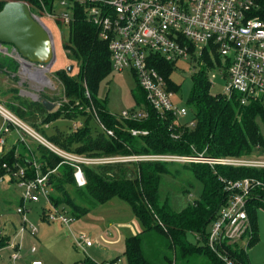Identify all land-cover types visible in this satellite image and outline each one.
Here are the masks:
<instances>
[{"label": "trees", "instance_id": "obj_1", "mask_svg": "<svg viewBox=\"0 0 264 264\" xmlns=\"http://www.w3.org/2000/svg\"><path fill=\"white\" fill-rule=\"evenodd\" d=\"M7 1L10 0H0V9ZM19 1L37 4V0ZM43 1L51 7L53 0ZM257 5L255 11L264 18V0H258ZM63 49L72 59L71 63H74L75 68L71 73L65 68L56 71L55 77L61 83L63 99L56 104L59 110L47 112L44 121L49 122L59 116H84L86 119L82 128L66 138L56 135L49 137L51 142L64 150L87 156H127L188 154L192 152L191 146H195L198 151L205 150L207 155L214 157L263 156L264 103L251 101L240 105L235 99L228 100L223 94H211L208 73L212 60L208 53H205L193 75V88L188 104L192 107L194 124L189 126L173 117L160 119L146 102L145 94L140 88L142 95L137 105L147 109V118L140 121L123 120L108 111L106 101L97 96L99 83L112 71L107 43L98 37L97 27L86 20L83 8L78 4L74 6ZM7 60L11 59L0 52V72L5 66L16 69L17 64L11 60L13 63L7 65ZM154 66L169 81V87L178 91L179 86L170 79L174 65L159 59ZM1 93L4 92L0 88ZM91 118H95L105 129L111 130L112 135L103 129L92 134L87 124ZM132 128L147 130L148 134L133 136L130 132ZM16 149L17 146L0 154V176L8 172L2 166L3 163L12 169L15 164H19L25 167L27 176H33L32 159L33 156L36 157L41 172L48 173L49 176L50 203L64 211L68 209L75 218L115 196L129 203L143 229L125 239L124 254L128 264H224L218 256L219 251L209 248L206 227L231 196L226 183L240 179L242 175L247 176L249 171L255 172L249 179L260 183L253 187L247 198L246 209L252 230L247 246L258 238L255 207L264 208V169L210 166L204 163L181 164L203 183V187L198 199L176 211L170 207L167 199L161 201L159 185L163 175L175 176L179 173V170L173 171L169 167V164L178 163L134 161L83 166L86 183L78 186L73 174L74 168L62 162L59 156L44 146L38 144L37 156L31 148L27 149L30 157L17 153ZM188 233L198 235L196 243L188 240ZM8 239V236H1L0 247L5 246ZM160 247L170 253L172 251V257L169 252L161 255ZM221 248L239 264H249L246 249L240 243L225 239ZM116 260L107 264H114ZM70 264L105 263L85 257Z\"/></svg>", "mask_w": 264, "mask_h": 264}, {"label": "built area", "instance_id": "obj_2", "mask_svg": "<svg viewBox=\"0 0 264 264\" xmlns=\"http://www.w3.org/2000/svg\"><path fill=\"white\" fill-rule=\"evenodd\" d=\"M31 15L43 23L51 32L49 23L64 25L68 28L76 4L82 6L87 21L97 27L98 37L107 43L111 69L122 72L130 70L145 94L148 105L160 119L173 117L179 120L185 117L188 109L178 106L174 101L175 91L169 87V81L154 66L162 59L173 65L182 59H191L196 65L208 53L221 56L225 60V91L228 100L235 99L240 105L251 101L264 103V18L255 10L258 0H53L48 7L43 0L37 4L24 1ZM60 12L57 13V9ZM68 10L71 12L69 14ZM52 34V32H51ZM200 43L205 46L200 47ZM198 48V49H197ZM16 56L20 58L13 48ZM198 51V52H197ZM0 52L8 53L0 43ZM212 60V59H211ZM23 61V60H22ZM194 64V65H195ZM43 71L42 79L48 81L49 72L44 64H35ZM143 106L123 111L119 118L140 121L148 117ZM0 116L4 126L0 129V154L4 153L7 135L14 132L18 142H25L29 136L62 162L74 168V178L78 186H84L86 179L83 166L114 164L134 161H160L167 163L190 164L204 163L210 166L225 165L234 167H255L264 169V158L255 157H214L192 148L188 154L163 153L145 155L87 156L76 154L54 144L32 127L24 123L14 113L0 104ZM192 120L188 125H193ZM101 128L112 135L111 130ZM131 135H146L147 130L132 128ZM175 138L177 135H173ZM34 175L27 176L25 167L15 164L14 169L6 163L13 179H18L23 187L21 204L17 212L22 215L19 234L37 233V228L27 225L26 211L28 202L44 199L50 207L45 215L49 222L68 224L72 218L50 203L51 185L48 173H42L40 165L32 159ZM2 177V176H1ZM259 181L249 178L226 183L231 196L218 211L207 233V243L224 264H239L221 248L223 240L238 242L244 249V241L252 237L249 216L246 209L247 198ZM76 247L84 250L92 241L84 234L74 237ZM11 264H17L20 258V243L12 245ZM220 249V250H219ZM31 252L35 247L30 248Z\"/></svg>", "mask_w": 264, "mask_h": 264}, {"label": "rangeland", "instance_id": "obj_3", "mask_svg": "<svg viewBox=\"0 0 264 264\" xmlns=\"http://www.w3.org/2000/svg\"><path fill=\"white\" fill-rule=\"evenodd\" d=\"M58 12H60L59 8L57 9V13ZM68 12L69 14L71 13L69 10ZM48 25L52 32L55 45V61L50 67L49 74L47 73L46 76L49 77V80H52L56 89L52 91L48 89L50 83H48L46 79H43L44 81L42 83L39 82L37 88L42 91L45 87V92L43 91L42 94L47 93L55 103H57L63 99V91L59 79L55 77V73L58 70L66 68L69 64H72V59L63 49V44L68 38V28L60 24L54 25L49 23ZM3 45L12 49V46L9 44ZM199 46H205V43H200ZM209 57L212 59V67L208 73L210 92L213 95L224 94L225 60L221 56L217 57L216 54H211ZM11 63H13L11 60H7L6 64L9 65ZM194 64L195 62L191 59V56L187 59L179 60L174 64L173 72L170 76V79L179 86L178 91L174 92V101L178 106H184L188 109V114L179 120L187 124L192 121L193 117L192 107L188 104V99L193 88V75L196 73V70H198V65ZM74 68L75 65L73 63V70ZM16 81L20 82V79L17 78ZM16 81L13 82L16 84ZM13 82L11 81V83ZM9 85L10 84L7 85V82L0 80L1 89ZM17 88L20 89L22 87L17 86ZM11 92L12 94L8 95L5 99L0 98V104L23 120L24 117L20 114L21 112L9 105V103L7 104L6 101L18 104V109L25 108L27 104L32 105V102L34 105V102L39 104V106H36L37 108H41L42 110L45 109L38 100L40 96H36L37 98H35L31 95H25L22 93V90H14ZM141 95L142 92L139 89L136 78L130 70L122 72L112 70L109 75L99 83L97 93L99 99L106 101V108L115 117H119L123 111L136 109L139 106L137 104L141 99ZM40 104L43 108L40 107ZM57 110H59V106H55L52 111ZM42 118L43 115H36V119ZM25 121L27 120L25 119ZM38 122H36L33 129L50 140L49 137L54 135L60 138H66L72 135L74 131L78 130V128H82L86 124V119L84 116H78L76 118L59 116L49 120L50 128H45V122L42 124ZM2 124V119L0 118V126H2ZM87 124L92 134H97L102 130L99 122L95 118L89 119ZM11 140V138H8V142L12 143ZM18 144L25 147H19V151H21L25 157L31 156L30 152L27 150L30 148L35 152L36 156L38 155V144L35 139L28 136L26 138V143L19 142ZM191 148L198 151V148L195 146H191ZM24 156L21 155V157ZM16 157H18V155ZM33 158L36 160V157L33 156ZM260 158H264V154ZM169 165L173 171L179 170V173L175 176L163 175L161 177L162 179L159 185L160 199L161 201L167 199L172 209L180 211L189 203L199 198L203 183L189 170L184 169L183 165ZM8 167L12 168L11 166ZM254 175L255 172L249 171L247 172V176L242 175L240 179L237 180L244 179L241 177L249 178ZM23 190L18 179H13L8 172L3 174L2 177L0 176V237H9L8 243L0 247V264L11 263L10 254L13 251L12 245L15 244L16 240H22L20 241V259L17 261V264H26L24 262H29L32 257L40 256L46 258L47 264H70L74 261L83 260L85 257L99 263H110L114 259H117L114 264H128L124 254L125 239L131 235L140 233L143 229L141 222L135 216L128 202L115 196L102 204L96 205L89 212L78 218H75L67 209L66 213L72 218L70 229L73 233H71L70 229L64 224L62 226L58 224V222H48L46 220L45 215L50 211V207L44 199L41 198L38 202H28L27 211L25 213L27 219L26 223L27 225L36 226L38 232L35 235L24 232L21 237L19 230L22 225V215L17 212V207L20 204V197ZM59 208L61 209V207ZM61 210L63 211V209ZM255 214L258 238L248 246V242L245 240L244 245L246 246L249 264H264V208L256 206ZM210 228L211 222L206 227V233L209 232ZM81 233H84L93 242L92 247H89L86 252H83L74 244L73 234L78 236ZM187 238L189 241L196 243L198 235L195 233H188ZM32 246L35 247L34 252H30ZM161 248L162 247H160L161 255L168 252L170 253V251ZM169 255L172 257L173 252L171 251Z\"/></svg>", "mask_w": 264, "mask_h": 264}, {"label": "water", "instance_id": "obj_4", "mask_svg": "<svg viewBox=\"0 0 264 264\" xmlns=\"http://www.w3.org/2000/svg\"><path fill=\"white\" fill-rule=\"evenodd\" d=\"M0 43L11 45L25 63L49 68L55 61L53 35L31 15L24 1L10 0L0 9ZM65 69L71 73L73 64ZM41 103L48 112L56 106L48 99H42Z\"/></svg>", "mask_w": 264, "mask_h": 264}, {"label": "crops", "instance_id": "obj_5", "mask_svg": "<svg viewBox=\"0 0 264 264\" xmlns=\"http://www.w3.org/2000/svg\"><path fill=\"white\" fill-rule=\"evenodd\" d=\"M5 48L7 49L8 53H4V52H1V53L8 56L17 65H16V69H14V67H12V66H10L8 69L7 66H5L3 68V70L0 72V80L3 82H7V85L10 84L8 87L5 86L4 89L2 88V92H4V93L0 94V98L5 99L6 97H8V95L12 94L11 91H14L12 89H16V91L22 90L23 94L31 95L35 98L40 96V98L38 99L39 102H41L42 99H48V100L52 101L53 103H55V101L47 93L42 94L43 91L45 92V87L42 89V91L38 90V88H37L38 83L39 82L42 83L44 81L42 79L43 71L39 68V66L35 65V64L25 63L24 61L20 60L16 56V53L14 52L13 47H12V49H10L8 46H5ZM48 74H49V72H48ZM17 78L20 79L21 84L19 81H16ZM11 81L12 82L16 81V84L14 82L11 83ZM48 83H50L49 87L46 86V87H48V89H50L51 91L56 89V86L53 85V82L51 79L49 80V77H48ZM17 86H21L22 88L19 89V88H17ZM6 103L7 104L9 103V105H11L12 107H15L17 110H19V112H21L20 114L24 117V120L21 117H19L17 115L16 116L19 117L24 123H26L27 125H29L32 128L34 127V125H36V122H38V121H39L38 122L39 124H42L45 122L44 117L46 116L48 111L46 109L42 110L40 108H37L36 105L33 104V102H32V105L27 104L26 107L22 108V109H18L19 105L16 103H11L10 101H6ZM34 103L36 104V102H34ZM43 111H45V112H43ZM28 114H30V115H28ZM36 115H43V118L42 119H36ZM0 118L2 119V123H3L2 126H0V129H1L5 123H4L3 118L2 117H0ZM25 119L27 121H25ZM45 123H46L45 128H50L49 122H45ZM8 138L12 139L11 140L12 143L8 142ZM17 138L18 137L14 132H11L7 135V144L4 147V152L9 151L10 149L15 148L16 146H17V149H16L17 153L21 152V151H19L20 150L19 147H22V146H21V144L20 145L18 144ZM24 143H26V140ZM20 202H21V197H20ZM58 224L63 226L64 223L58 222ZM64 225L67 226L68 229H70V223L64 224ZM70 231H71V229H70ZM37 232H38V228H37ZM71 233H73V232L71 231ZM81 234H84V233H81ZM73 236L77 237V235H74V234H73ZM86 237H88V236H86ZM20 241H22V240H20ZM20 241L16 240L15 244H17V242L20 243ZM106 242H108V241H106ZM20 245H21V243H20ZM92 245H93V242H92ZM92 245L86 247L84 250H82V249L81 250L83 252H86L89 247H92ZM24 263H26V264H47L46 258H43V256L32 257V259L29 260V262H24ZM101 263H103V262H101ZM105 264H107V263H105Z\"/></svg>", "mask_w": 264, "mask_h": 264}, {"label": "flooded vegetation", "instance_id": "obj_6", "mask_svg": "<svg viewBox=\"0 0 264 264\" xmlns=\"http://www.w3.org/2000/svg\"><path fill=\"white\" fill-rule=\"evenodd\" d=\"M55 104H57V103H55ZM56 106H58V105H56Z\"/></svg>", "mask_w": 264, "mask_h": 264}]
</instances>
